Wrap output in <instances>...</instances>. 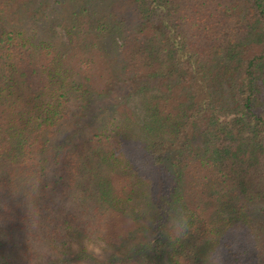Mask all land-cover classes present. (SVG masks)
<instances>
[{
    "label": "trees",
    "instance_id": "1",
    "mask_svg": "<svg viewBox=\"0 0 264 264\" xmlns=\"http://www.w3.org/2000/svg\"><path fill=\"white\" fill-rule=\"evenodd\" d=\"M0 201V264H264V0H0Z\"/></svg>",
    "mask_w": 264,
    "mask_h": 264
},
{
    "label": "clouds",
    "instance_id": "2",
    "mask_svg": "<svg viewBox=\"0 0 264 264\" xmlns=\"http://www.w3.org/2000/svg\"><path fill=\"white\" fill-rule=\"evenodd\" d=\"M25 188H30V180L26 179L24 182ZM19 191L13 189L11 196L13 199H17ZM36 192L30 191L28 193L26 202L21 208L23 214L27 217L28 223L31 227L39 226V209L36 207ZM86 198L82 192L77 190L72 198L64 202L65 211H71L73 208H79L84 213L81 217V221L87 225L85 238L81 241L67 240L68 247L72 250L79 252L81 248L87 254L103 259L110 254L109 243L105 238L110 229V217L104 211H97L88 209L84 203ZM0 207L7 211V204L4 201H0ZM2 218V217H0ZM3 221L0 220V224ZM174 229L179 235L185 230V224L183 219H177L174 223ZM62 247L54 245L52 242L45 240L42 237V243L33 249L34 258L38 264H43L45 261H50L51 264H62L63 254ZM205 264H224L223 254L217 250L209 253L206 257Z\"/></svg>",
    "mask_w": 264,
    "mask_h": 264
}]
</instances>
